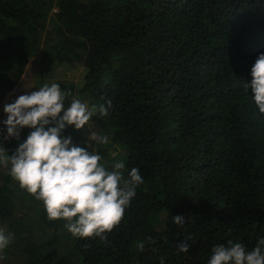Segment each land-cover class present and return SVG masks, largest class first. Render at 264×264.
<instances>
[{
	"label": "trees",
	"instance_id": "trees-1",
	"mask_svg": "<svg viewBox=\"0 0 264 264\" xmlns=\"http://www.w3.org/2000/svg\"><path fill=\"white\" fill-rule=\"evenodd\" d=\"M261 53L264 0H0V102L38 55L82 63L84 90L111 101L103 124L89 121L109 138L93 145L101 163L143 178L102 241L48 220L0 165V229L14 237L0 264H208L219 244L252 250L264 237V115L247 84ZM32 130L4 139L1 124L0 149L11 156Z\"/></svg>",
	"mask_w": 264,
	"mask_h": 264
},
{
	"label": "clouds",
	"instance_id": "clouds-1",
	"mask_svg": "<svg viewBox=\"0 0 264 264\" xmlns=\"http://www.w3.org/2000/svg\"><path fill=\"white\" fill-rule=\"evenodd\" d=\"M247 88L259 113L264 115V53L258 55L251 68ZM69 95L57 83L44 84L4 106V139L18 138L25 127L33 130L11 156L0 149V165L9 169L21 189L42 202L48 220L65 221L64 226L73 237H98L105 241L107 233L122 221L143 178L136 167L125 178L122 160L112 163L110 169L101 163L102 157L93 145H107L108 136L89 131L87 147L74 145L70 136L62 137L67 126L83 130L94 116H107L111 108L110 100L106 106H89L76 97L65 107ZM172 219L177 226L185 224L183 216ZM13 238V234L0 229V253ZM144 246V242L138 243L141 251ZM176 247L179 252H188L190 245L181 241ZM0 259L4 256L0 255ZM208 264H264V237L250 251L239 242L216 245Z\"/></svg>",
	"mask_w": 264,
	"mask_h": 264
},
{
	"label": "rangeland",
	"instance_id": "rangeland-1",
	"mask_svg": "<svg viewBox=\"0 0 264 264\" xmlns=\"http://www.w3.org/2000/svg\"><path fill=\"white\" fill-rule=\"evenodd\" d=\"M86 74L87 70L82 63L52 62L50 65L42 66L41 56H36L30 61L21 83L0 102V125L7 119V114L4 112L5 105L14 103L20 95L30 94L44 84L50 86L52 83H57L62 90L71 93V95H69L71 99L73 97L79 98L89 106L97 104L90 93L84 90ZM92 122L93 124H98L99 122L103 124V119L101 116L96 115L92 118ZM93 124L90 122L88 124L92 131L98 130V133H102V131H99L101 124L98 128L97 126L94 128ZM90 128L85 127L83 130H76L74 126H67L62 132V137L67 138L70 136L74 145H85L87 147L86 136L88 135ZM77 138H80L81 140H77ZM89 150H91V148H89ZM115 150L113 151V154H115V152L117 155L123 154V150L118 147H116Z\"/></svg>",
	"mask_w": 264,
	"mask_h": 264
},
{
	"label": "crops",
	"instance_id": "crops-1",
	"mask_svg": "<svg viewBox=\"0 0 264 264\" xmlns=\"http://www.w3.org/2000/svg\"><path fill=\"white\" fill-rule=\"evenodd\" d=\"M26 70H27V69H26ZM25 73H26V72H25ZM23 77H24V76H23ZM22 79H23V78H22ZM21 81H22V80H21ZM21 81H20V83H21ZM20 83H19V84H20Z\"/></svg>",
	"mask_w": 264,
	"mask_h": 264
}]
</instances>
